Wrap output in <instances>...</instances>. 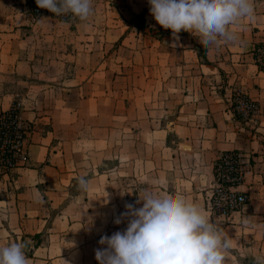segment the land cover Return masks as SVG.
<instances>
[{
    "label": "crops",
    "instance_id": "0c3cea01",
    "mask_svg": "<svg viewBox=\"0 0 264 264\" xmlns=\"http://www.w3.org/2000/svg\"><path fill=\"white\" fill-rule=\"evenodd\" d=\"M253 4L255 18L233 25L236 38L219 47L202 46L190 32L154 35L152 66L143 69L154 77L140 82L136 94L128 86L126 117L116 116L119 102L106 71V97L89 98L91 106L105 108L104 119L95 112L105 129H95L84 146L85 161L48 132L30 133L28 162L14 169L10 182L0 177L7 190L0 193V245L26 241L29 264H98V241L126 228V221L114 220L126 204L142 206L138 194L181 192L205 210L215 162L236 151L250 162L234 187L248 194L247 204L229 219L205 212L230 240L226 264H254L264 255V71L254 59L264 41V0ZM239 94L258 102L255 126L236 116ZM115 119L123 121L120 146L110 129ZM81 176L92 182L87 192L78 188ZM37 190L43 203L34 200Z\"/></svg>",
    "mask_w": 264,
    "mask_h": 264
},
{
    "label": "rangeland",
    "instance_id": "374dc122",
    "mask_svg": "<svg viewBox=\"0 0 264 264\" xmlns=\"http://www.w3.org/2000/svg\"><path fill=\"white\" fill-rule=\"evenodd\" d=\"M92 5L93 14L81 21L71 14L43 12L35 16L26 0H0V103L5 105L4 111L17 109L26 132L28 158L18 166L29 160L33 131L48 132L53 141L62 147L66 143L77 159L85 161L84 146H89L97 135L95 129H105L95 116L100 111L104 119L105 108L91 106L89 98L106 97L102 88L106 71L112 97L119 102L114 108L117 117L128 115L124 110L128 86L136 94L134 89H141L140 82L154 77H147L143 69L152 66L154 35L164 36L163 31L169 29L155 21L148 0H92ZM181 33L187 34L183 30ZM238 98L256 104V113L248 116L238 113L233 102L236 116L255 126L260 114L258 102L242 94L235 101ZM122 126V119H115L110 126L116 146L123 143ZM12 174L0 177L10 182ZM214 184L215 178L207 191L209 204L205 211L229 219V215H220L213 209ZM6 192L1 186L0 193Z\"/></svg>",
    "mask_w": 264,
    "mask_h": 264
},
{
    "label": "clouds",
    "instance_id": "9594fccd",
    "mask_svg": "<svg viewBox=\"0 0 264 264\" xmlns=\"http://www.w3.org/2000/svg\"><path fill=\"white\" fill-rule=\"evenodd\" d=\"M36 5L55 16L69 15L86 21L93 14L92 0H35ZM150 14L174 36L190 32L204 47L231 42V30L244 18L254 19L253 0H148ZM91 180L81 176L78 188L87 192ZM37 203L43 197L37 190ZM137 205L126 204V211L115 218L123 231L103 235L95 250L98 264H226L230 240L223 236L218 221L181 192L161 194L143 190ZM26 241L0 245V264H29ZM254 264H264V255Z\"/></svg>",
    "mask_w": 264,
    "mask_h": 264
},
{
    "label": "built area",
    "instance_id": "2783aa9c",
    "mask_svg": "<svg viewBox=\"0 0 264 264\" xmlns=\"http://www.w3.org/2000/svg\"><path fill=\"white\" fill-rule=\"evenodd\" d=\"M26 1L35 16L49 12L39 8L35 0ZM254 55L256 64L264 67V41L255 46ZM235 103L236 111L240 114L247 113L252 116L257 111L256 104L247 98H238ZM25 133L16 108H9L0 113V174H12L19 162L27 160ZM248 164L249 161L236 151L221 154L215 162V186L211 201L213 209L220 215H230L247 204L249 196L244 192L235 191L234 187L242 182Z\"/></svg>",
    "mask_w": 264,
    "mask_h": 264
},
{
    "label": "trees",
    "instance_id": "16d2710c",
    "mask_svg": "<svg viewBox=\"0 0 264 264\" xmlns=\"http://www.w3.org/2000/svg\"><path fill=\"white\" fill-rule=\"evenodd\" d=\"M259 45V44H258ZM258 45H256V46H258ZM255 56V55H254ZM259 68H261L263 71H264V67H262V66H260Z\"/></svg>",
    "mask_w": 264,
    "mask_h": 264
}]
</instances>
